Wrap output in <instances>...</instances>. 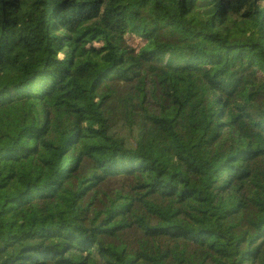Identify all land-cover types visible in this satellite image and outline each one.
<instances>
[{
    "label": "trees",
    "instance_id": "16d2710c",
    "mask_svg": "<svg viewBox=\"0 0 264 264\" xmlns=\"http://www.w3.org/2000/svg\"><path fill=\"white\" fill-rule=\"evenodd\" d=\"M0 264H264V0H0Z\"/></svg>",
    "mask_w": 264,
    "mask_h": 264
},
{
    "label": "rangeland",
    "instance_id": "374dc122",
    "mask_svg": "<svg viewBox=\"0 0 264 264\" xmlns=\"http://www.w3.org/2000/svg\"><path fill=\"white\" fill-rule=\"evenodd\" d=\"M113 135L122 141L125 149H132V141L136 140V133L131 131L125 123H119L113 131Z\"/></svg>",
    "mask_w": 264,
    "mask_h": 264
}]
</instances>
